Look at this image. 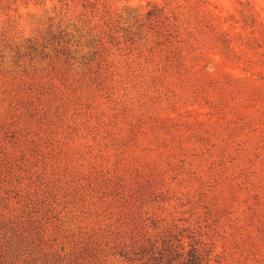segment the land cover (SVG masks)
I'll return each mask as SVG.
<instances>
[{
	"label": "rangeland",
	"instance_id": "obj_1",
	"mask_svg": "<svg viewBox=\"0 0 264 264\" xmlns=\"http://www.w3.org/2000/svg\"><path fill=\"white\" fill-rule=\"evenodd\" d=\"M263 75L264 0H0V264H118L143 218L264 264Z\"/></svg>",
	"mask_w": 264,
	"mask_h": 264
},
{
	"label": "trees",
	"instance_id": "obj_2",
	"mask_svg": "<svg viewBox=\"0 0 264 264\" xmlns=\"http://www.w3.org/2000/svg\"><path fill=\"white\" fill-rule=\"evenodd\" d=\"M148 12L147 15H151ZM264 79V75L260 77ZM213 79V78H212ZM214 90L234 85L226 78L209 81ZM259 88L246 91L241 107L256 104ZM240 110H237V112ZM138 191V190H137ZM162 220V219H159ZM156 218H143L135 224L126 242L115 251L118 264H208L211 250L205 242V233L190 224L170 223L160 227ZM204 236V237H203Z\"/></svg>",
	"mask_w": 264,
	"mask_h": 264
}]
</instances>
